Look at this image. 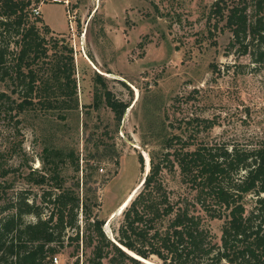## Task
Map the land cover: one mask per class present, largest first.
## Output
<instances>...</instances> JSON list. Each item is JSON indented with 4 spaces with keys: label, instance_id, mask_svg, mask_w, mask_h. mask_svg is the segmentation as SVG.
Wrapping results in <instances>:
<instances>
[{
    "label": "trees",
    "instance_id": "1",
    "mask_svg": "<svg viewBox=\"0 0 264 264\" xmlns=\"http://www.w3.org/2000/svg\"><path fill=\"white\" fill-rule=\"evenodd\" d=\"M51 1L0 0V84L11 88V96L0 93L5 115L53 112L63 121L65 112L78 109L72 49L63 38L46 40L37 26L42 21L34 10ZM212 7L231 34L228 51L237 45L238 55L262 64L264 0H216ZM42 28L50 34L47 25ZM93 84L100 89L91 106L104 103L119 125L129 104L115 98L101 75ZM215 122L187 119L184 125L208 130ZM178 138H165L163 159L150 156L142 188L120 213L112 237L104 232L91 186L102 169L90 160L80 166L72 153L44 148L42 168L23 177L29 189H15L0 163V264H53L65 250L72 264H143L153 257L161 264H264V141L243 147L201 143L170 153ZM68 162L77 174L69 186L63 175ZM164 162L177 164L194 202L164 186ZM139 163L143 167L141 156ZM212 222H220L218 234Z\"/></svg>",
    "mask_w": 264,
    "mask_h": 264
},
{
    "label": "rangeland",
    "instance_id": "2",
    "mask_svg": "<svg viewBox=\"0 0 264 264\" xmlns=\"http://www.w3.org/2000/svg\"><path fill=\"white\" fill-rule=\"evenodd\" d=\"M62 1L39 6L37 26L46 40L63 38L72 49L78 109L65 112L63 121L53 112H0V163L10 170L15 189H29L23 177L30 168H42L44 148L72 153L80 166L82 159L90 160L102 169L91 186L109 234L104 232L112 237L120 205L145 175L143 154L163 159L166 137L180 140L173 141L170 153L201 143L243 147L264 141V62L238 55L237 45L228 51L231 34L212 12L216 0ZM95 74L116 99L129 104L119 125L104 103L91 106L100 89L93 84ZM10 90L0 84V93L11 96ZM203 118L216 125L208 130L184 125ZM63 175L67 186L77 176L69 162ZM160 176L172 196L195 201L176 163L164 162ZM210 225L218 234L220 222ZM68 254L61 251L53 264H72ZM148 262L161 264L154 257Z\"/></svg>",
    "mask_w": 264,
    "mask_h": 264
},
{
    "label": "bare ground",
    "instance_id": "3",
    "mask_svg": "<svg viewBox=\"0 0 264 264\" xmlns=\"http://www.w3.org/2000/svg\"><path fill=\"white\" fill-rule=\"evenodd\" d=\"M144 155V160H145V170H146V172L148 171V168H149V157H148V155L147 154H143ZM145 172V171H144ZM145 172V173H146ZM144 173V174H145ZM148 173V172H147ZM142 181V180H141ZM141 181H140V183L138 184V186H136V188L134 189V190H132V192L128 195V197L125 199V203L123 204H121L120 205V207H119V209H118V213H121L122 211H123V209L128 205V203L131 201V199L134 197V195L138 192V189L141 187ZM104 229H105V231H106V233L107 234H109V230H108V228L105 226L104 227ZM143 262H146V263H150V262H148V261H146V260H143V259H141Z\"/></svg>",
    "mask_w": 264,
    "mask_h": 264
},
{
    "label": "built area",
    "instance_id": "4",
    "mask_svg": "<svg viewBox=\"0 0 264 264\" xmlns=\"http://www.w3.org/2000/svg\"><path fill=\"white\" fill-rule=\"evenodd\" d=\"M40 8L38 7L36 10H34V14L36 15V16H38L39 14H40V10H39ZM54 261H55V258H54Z\"/></svg>",
    "mask_w": 264,
    "mask_h": 264
},
{
    "label": "water",
    "instance_id": "5",
    "mask_svg": "<svg viewBox=\"0 0 264 264\" xmlns=\"http://www.w3.org/2000/svg\"><path fill=\"white\" fill-rule=\"evenodd\" d=\"M146 175H147V173H145V175H144V177H143V179H142V181H141V186H142V184H143V182H144V180H145Z\"/></svg>",
    "mask_w": 264,
    "mask_h": 264
}]
</instances>
